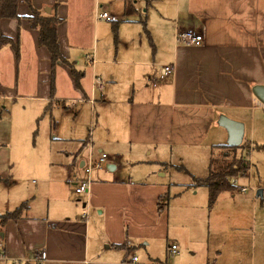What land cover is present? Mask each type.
<instances>
[{
  "label": "crops",
  "instance_id": "crops-1",
  "mask_svg": "<svg viewBox=\"0 0 264 264\" xmlns=\"http://www.w3.org/2000/svg\"><path fill=\"white\" fill-rule=\"evenodd\" d=\"M149 1L139 4L142 14L138 16L141 19L145 12L141 20L149 29L151 50H144L140 60L123 61L136 65L125 106L120 99H113L111 90L104 94L103 85L99 90L92 84V76L98 78V64L119 62L111 59L110 51L100 50L95 39L98 21L117 27V17L116 21L95 19L96 11L111 14L110 6L106 8L99 0H18L17 17L0 20V33L11 39L0 43V111L5 108L3 101L48 98L50 104L54 101L65 108L72 104L69 110L86 103L90 119H95L94 105L99 99L103 111L99 117L103 118L97 122L96 116L92 127L94 153L103 152L101 147L110 136L120 137L127 142L129 159L126 168L119 154L108 156L104 168L93 170L88 190L77 198L79 203L51 201L58 198L60 188L52 192L51 178L44 177L33 189V196H45V211L26 213L28 206L23 201L18 216L0 225V264H32V255L40 250L46 251L45 264L137 263L138 259L132 261L134 255L127 259L137 245L153 247L168 233L165 195L173 189L174 195H179L203 187L193 185L192 176L197 173L192 171L198 161L208 162L212 145L224 144L227 132L218 124V117L225 115L245 126L255 121L256 111L264 106L252 92L254 85H264V0ZM145 3L148 6L142 10ZM31 7L38 14L59 18V51L79 73L78 81L67 64L57 61L52 65L49 51L39 43L37 27L30 22ZM130 14L131 10L124 8L123 16ZM187 29L201 34L202 41L194 45L175 42L176 32ZM91 33L92 48L85 55L91 66L88 90L84 71L75 68V50H87L82 38ZM165 63H173L174 71L161 78L160 67ZM91 94L93 104L88 101ZM109 105L115 107L113 111ZM55 128L56 124H51V129ZM81 128L84 133L79 132ZM56 132L74 145L73 158L69 160L68 154L62 168L64 183L76 184L79 180L72 176L83 173L86 156L81 157V151H88V126L74 122ZM181 151L194 155L177 159L185 162L189 172H183L190 182L175 179L179 167L167 166L174 162V153ZM142 156L145 159H140ZM5 173L0 166V180H6Z\"/></svg>",
  "mask_w": 264,
  "mask_h": 264
},
{
  "label": "rangeland",
  "instance_id": "rangeland-1",
  "mask_svg": "<svg viewBox=\"0 0 264 264\" xmlns=\"http://www.w3.org/2000/svg\"><path fill=\"white\" fill-rule=\"evenodd\" d=\"M124 1L99 0L106 8L111 7L109 12L118 21L117 27L110 22L98 21L95 25V39L100 50L104 53L110 51L111 59L119 62H102L95 68V72L103 85L102 92L106 94V91L109 93L111 90L113 99H120L125 106L129 98L127 93L133 88L132 70L136 65L123 61L140 60L139 55L144 50L150 53L151 48L147 35L149 29L141 20L145 19V12L141 19L138 16L142 14L139 4L145 0H133L131 3ZM151 2L152 0L149 1ZM143 5L142 10L148 6L146 3ZM124 8L132 12L126 18L123 16ZM69 12L72 13V9ZM82 40L86 43L87 50H75V57L78 58L75 59V68L84 71L89 90L91 66L85 55L92 48V33L86 34ZM115 52L116 58H113ZM59 69L61 68L58 67L57 70ZM108 84L110 87H107ZM137 86L138 84L136 88ZM49 100L16 98L3 101L5 108L0 111V166L6 170V175L3 176L6 180H0V214L6 210H14L23 201L28 206L26 213L31 212L30 210L45 211V196H33V189L43 183L44 177L51 178L49 187L52 192L57 187L60 188L58 198L50 199L51 201L63 204L69 199L79 203L77 198L82 193L75 192V184H67L63 180L62 164L66 163L64 158L73 151L74 145L68 143L66 136L57 133L56 129L65 130L74 122L88 126L89 106L77 103L76 108L73 106L69 110L72 104H66L68 107L65 108L54 101L50 104ZM99 102L98 99L94 105L93 119L95 121L97 116V122L103 118L99 117L103 115ZM114 108L112 105L108 107L111 111ZM51 124H56L55 130L51 129ZM243 130L242 148L236 150V153L247 160L248 167L244 176L232 178L233 192L222 193L209 206L203 187L187 189L179 195H174L175 189L171 190L166 204L168 233L162 241L154 243L153 247L137 245L127 259L134 255L138 262L128 261L126 264H264V106L256 111L254 122L250 121L245 126L243 124ZM79 132L84 133V129L81 128ZM222 139L226 143L227 136ZM104 143L102 151L114 158L116 155L112 153L119 154L118 159L121 158L122 164L127 168V142H123V138L110 136ZM81 152V157L85 158L87 150L82 149ZM185 155L190 158L194 156L183 151L181 154L174 153V162L167 166L173 169H176L175 166L179 167L180 171L175 173V179L190 182V177L183 172H189L185 162L177 160ZM69 157V160L73 158L71 154ZM140 159L145 158L142 156ZM148 159L150 157L146 158ZM140 164L139 162L136 166ZM75 166L78 168V164ZM194 169L192 172L197 173L194 175L203 178L208 172V162L198 161ZM81 176L83 173L72 177L79 180ZM242 187L246 190L243 191ZM257 189L262 190L259 196L254 195ZM172 243L176 244L174 254H171L169 248Z\"/></svg>",
  "mask_w": 264,
  "mask_h": 264
},
{
  "label": "trees",
  "instance_id": "trees-1",
  "mask_svg": "<svg viewBox=\"0 0 264 264\" xmlns=\"http://www.w3.org/2000/svg\"><path fill=\"white\" fill-rule=\"evenodd\" d=\"M29 3V0H25ZM18 0H0V20L2 18H16ZM32 16L30 22L39 31V43L47 48L51 56L52 65L57 61H61L70 67V71L75 80L78 81L79 73L73 68L59 51L57 40V25L59 18L54 14L41 15L31 7ZM11 39L0 33V43H10ZM242 148V144L237 147H231L224 144H215L211 146L208 172L203 178L193 177V185L203 186L207 190L208 205L211 206L216 202L219 195L223 192H233L234 185L232 178L235 176H244L247 171V160L242 155H237L236 150ZM169 196L165 195L163 206ZM160 208H162L159 202ZM26 207V206H25ZM24 208L18 207L12 211H7L0 215V225L2 226L8 219H13L18 216V212Z\"/></svg>",
  "mask_w": 264,
  "mask_h": 264
},
{
  "label": "built area",
  "instance_id": "built-area-1",
  "mask_svg": "<svg viewBox=\"0 0 264 264\" xmlns=\"http://www.w3.org/2000/svg\"><path fill=\"white\" fill-rule=\"evenodd\" d=\"M95 19H103L107 21H116V17L109 14L106 11H96L95 13ZM175 42H182L187 45H194L199 44L202 41V35L199 33H196L192 29H187L183 31L176 32L175 34ZM91 60L93 58L90 57ZM174 71V64L173 63H165L162 64L160 67V77L163 78L167 75L172 74ZM92 84L95 88L101 90L102 84L100 80L96 76H92ZM90 104H93L95 101V97L91 94L90 99H88ZM94 124L93 117L91 116L89 125H88V136H87V155L83 162V176L79 179V181L75 184V192L76 193H84L88 190L89 184L91 181V174L93 170L101 168L105 162L108 159V155L105 152H98L94 153L93 150V144L91 140V132L92 127ZM250 169V167H249ZM243 191L246 190L245 187L241 188ZM86 216V213L84 214ZM170 252L171 254H174L176 252V244L172 243L170 244ZM47 258V254L45 250H40L35 255H32V260L30 262L32 264H45V260ZM136 257H132V261H136Z\"/></svg>",
  "mask_w": 264,
  "mask_h": 264
},
{
  "label": "water",
  "instance_id": "water-1",
  "mask_svg": "<svg viewBox=\"0 0 264 264\" xmlns=\"http://www.w3.org/2000/svg\"><path fill=\"white\" fill-rule=\"evenodd\" d=\"M252 92L264 104V85H254L252 87ZM218 124L227 132V145L237 147L242 144L244 133L242 122L231 119L225 115H220L218 117ZM261 192V189H257L255 194L261 195Z\"/></svg>",
  "mask_w": 264,
  "mask_h": 264
}]
</instances>
